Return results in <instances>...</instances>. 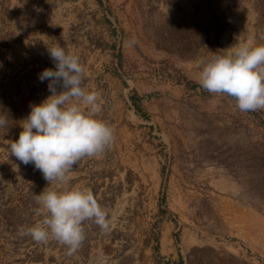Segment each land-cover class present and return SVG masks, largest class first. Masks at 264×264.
Wrapping results in <instances>:
<instances>
[{"label":"rangeland","instance_id":"rangeland-1","mask_svg":"<svg viewBox=\"0 0 264 264\" xmlns=\"http://www.w3.org/2000/svg\"><path fill=\"white\" fill-rule=\"evenodd\" d=\"M252 36L264 43V0H0V264H264V109L241 112L196 79L200 58ZM56 42L114 129L68 174L110 226L85 221L72 256L19 235L47 181L9 153L50 95L38 74Z\"/></svg>","mask_w":264,"mask_h":264},{"label":"clouds","instance_id":"clouds-1","mask_svg":"<svg viewBox=\"0 0 264 264\" xmlns=\"http://www.w3.org/2000/svg\"><path fill=\"white\" fill-rule=\"evenodd\" d=\"M47 50L55 68H45L38 79L49 81L50 95L31 105L18 138L9 146L12 156L24 165L33 164L47 181L34 196L37 220L18 233L38 244L55 239L72 256L86 238L85 221L102 231L110 226L108 213L91 189L72 184L68 174L82 158L101 156L114 142V129L98 118L103 101L83 86L80 57L58 42ZM196 79L209 93L232 97L241 112L264 109V43L252 36L223 54L200 58ZM0 127H8L7 118L0 117Z\"/></svg>","mask_w":264,"mask_h":264}]
</instances>
